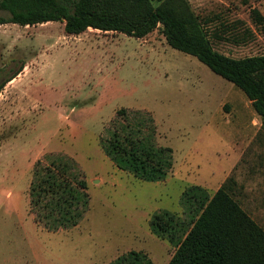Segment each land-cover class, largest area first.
<instances>
[{
	"label": "rangeland",
	"instance_id": "rangeland-1",
	"mask_svg": "<svg viewBox=\"0 0 264 264\" xmlns=\"http://www.w3.org/2000/svg\"><path fill=\"white\" fill-rule=\"evenodd\" d=\"M188 2L217 51L264 54V0ZM64 27L0 24V264H169L230 177L264 229V127L245 93L161 27Z\"/></svg>",
	"mask_w": 264,
	"mask_h": 264
},
{
	"label": "trees",
	"instance_id": "trees-1",
	"mask_svg": "<svg viewBox=\"0 0 264 264\" xmlns=\"http://www.w3.org/2000/svg\"><path fill=\"white\" fill-rule=\"evenodd\" d=\"M0 7L10 13L9 18L0 17V24L64 22L69 35L91 28L141 39L161 27L169 46L195 56L241 89L264 127V54L233 58L217 51L188 0H1ZM251 19L264 34L262 12L253 9ZM253 35L246 27L228 39L240 44ZM235 187L230 177L217 189L169 264H264V229L234 199ZM154 220L163 231L170 224L161 213Z\"/></svg>",
	"mask_w": 264,
	"mask_h": 264
},
{
	"label": "crops",
	"instance_id": "crops-1",
	"mask_svg": "<svg viewBox=\"0 0 264 264\" xmlns=\"http://www.w3.org/2000/svg\"><path fill=\"white\" fill-rule=\"evenodd\" d=\"M49 23H51V22H49ZM48 24V23H47Z\"/></svg>",
	"mask_w": 264,
	"mask_h": 264
}]
</instances>
